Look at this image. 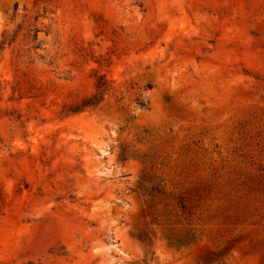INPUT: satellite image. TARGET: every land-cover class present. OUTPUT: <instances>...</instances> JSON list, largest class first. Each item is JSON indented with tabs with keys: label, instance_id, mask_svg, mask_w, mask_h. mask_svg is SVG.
<instances>
[{
	"label": "rangeland",
	"instance_id": "374dc122",
	"mask_svg": "<svg viewBox=\"0 0 264 264\" xmlns=\"http://www.w3.org/2000/svg\"><path fill=\"white\" fill-rule=\"evenodd\" d=\"M0 264H264V0H0Z\"/></svg>",
	"mask_w": 264,
	"mask_h": 264
},
{
	"label": "trees",
	"instance_id": "16d2710c",
	"mask_svg": "<svg viewBox=\"0 0 264 264\" xmlns=\"http://www.w3.org/2000/svg\"><path fill=\"white\" fill-rule=\"evenodd\" d=\"M107 88V82L103 77H100L96 83V93L90 97L83 98L75 105L69 107L66 110V113L76 114L86 109H95L102 102L104 92L107 90ZM182 209L184 208L182 207Z\"/></svg>",
	"mask_w": 264,
	"mask_h": 264
}]
</instances>
